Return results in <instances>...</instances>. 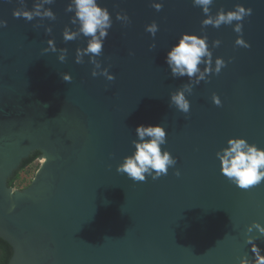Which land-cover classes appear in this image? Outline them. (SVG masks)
Returning <instances> with one entry per match:
<instances>
[{
  "label": "water",
  "instance_id": "obj_1",
  "mask_svg": "<svg viewBox=\"0 0 264 264\" xmlns=\"http://www.w3.org/2000/svg\"><path fill=\"white\" fill-rule=\"evenodd\" d=\"M99 2L114 23L98 59L111 65L114 81L92 77L88 57L75 62L85 39L64 42L74 15L65 11L70 0L46 6L54 21L13 16L35 0H0V19L7 21L0 28V239L12 248L8 264H239L245 253L252 256L247 226L264 224V183L238 188L221 174L216 152L234 136L264 148V0L210 5L213 16L236 4L253 9L243 21L251 48L235 45L233 26L201 29L205 17L192 0H156L160 11L153 0ZM121 11L130 24L115 19ZM153 21L159 31L150 49L145 27ZM184 32H204L210 46L220 39L213 61L233 58L195 86L188 114L169 106L187 77L172 78L165 63ZM51 38L69 50L66 61L43 52ZM65 72L71 82L62 79ZM214 92L222 107L212 102ZM140 124H162V150L178 158L156 180L135 182L116 171L134 151ZM35 152L42 162L34 179L13 195L8 180ZM256 242L264 249V236Z\"/></svg>",
  "mask_w": 264,
  "mask_h": 264
},
{
  "label": "clouds",
  "instance_id": "obj_2",
  "mask_svg": "<svg viewBox=\"0 0 264 264\" xmlns=\"http://www.w3.org/2000/svg\"><path fill=\"white\" fill-rule=\"evenodd\" d=\"M194 7L202 9L204 19L201 21V29L212 27L219 29L222 25L233 26V31L238 33L235 45L243 48H251V44L244 39L243 21L253 13L251 7L243 4H236L234 9L225 10L223 8L211 14L210 5L213 0H192ZM55 0H35L32 8L17 7L13 10L16 18H25L27 21L39 17L41 20L48 18L56 20V13L50 6ZM151 7L160 11L164 5L162 2L153 0ZM65 11L74 13L71 17L70 25H66L63 31L64 42L75 41L78 39L86 40V47H77L75 51V62L84 64L85 57L88 63L93 65L92 77L103 76L108 81H114L116 75L108 67H103L102 61L98 59L103 55L105 41L109 36V31L113 26L112 14L106 6H102L99 0H70ZM115 19L123 22L124 25L131 23L129 15L124 12H117ZM236 22L233 25V22ZM72 25H76L73 30ZM7 21L0 19V28L6 27ZM47 34H51L53 29L48 26L45 29ZM145 31L150 33L153 43L150 49L156 48L155 37L159 31V25L153 21L146 25ZM222 41L216 39L209 44V37L204 32H184L178 41L167 51L165 63L170 69L172 78L180 79L187 77V82L175 89L170 95L169 106H174L178 111L188 114L191 110V101L188 99L193 93L195 86L202 81L208 82L212 75H219L228 63L222 56L215 57L213 61V49L218 48ZM48 47L43 52L58 53L60 62H64L68 56L67 48H58L55 38L47 41ZM134 55V52H130ZM201 65L204 67L201 68ZM62 79L71 82V73L62 74ZM212 102L218 106H223V101L217 93L212 94ZM136 139L132 140L134 151L123 158L117 165L116 171L126 174L129 179L135 182H144L150 176L153 180L166 176L169 168H175L178 158L174 157L169 150H162V146L167 144V130L162 124L144 125L140 124L135 129ZM216 157L220 164V172L231 183L240 189L248 190L254 186L264 183V148L255 143H250L245 137H230L227 146L216 152ZM175 175H181L180 169L176 168ZM12 194H16L15 188L11 189ZM258 235H252L253 232ZM246 243L251 245L250 257L245 253L239 259V264H264V249L256 242L260 236H264V224L253 221L247 226L245 233Z\"/></svg>",
  "mask_w": 264,
  "mask_h": 264
},
{
  "label": "trees",
  "instance_id": "obj_3",
  "mask_svg": "<svg viewBox=\"0 0 264 264\" xmlns=\"http://www.w3.org/2000/svg\"><path fill=\"white\" fill-rule=\"evenodd\" d=\"M40 157L39 152L32 153L30 157L23 161L20 169L14 173V175L8 180V186L13 188L14 183L18 179L19 173L30 166L32 163L37 161ZM12 256V248L3 240L0 239V264H8Z\"/></svg>",
  "mask_w": 264,
  "mask_h": 264
},
{
  "label": "rangeland",
  "instance_id": "obj_4",
  "mask_svg": "<svg viewBox=\"0 0 264 264\" xmlns=\"http://www.w3.org/2000/svg\"><path fill=\"white\" fill-rule=\"evenodd\" d=\"M39 166H40V161L38 159L37 161L32 163L30 166L22 170L19 173L18 179L14 183L13 188H15V190H23L27 188L31 184L32 180L34 179V176L37 170L39 169Z\"/></svg>",
  "mask_w": 264,
  "mask_h": 264
},
{
  "label": "built area",
  "instance_id": "obj_5",
  "mask_svg": "<svg viewBox=\"0 0 264 264\" xmlns=\"http://www.w3.org/2000/svg\"><path fill=\"white\" fill-rule=\"evenodd\" d=\"M40 163H41V161H40Z\"/></svg>",
  "mask_w": 264,
  "mask_h": 264
}]
</instances>
